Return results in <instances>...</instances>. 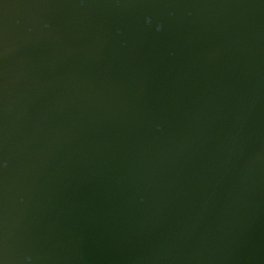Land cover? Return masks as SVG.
I'll list each match as a JSON object with an SVG mask.
<instances>
[{
	"label": "water",
	"instance_id": "95a60500",
	"mask_svg": "<svg viewBox=\"0 0 264 264\" xmlns=\"http://www.w3.org/2000/svg\"><path fill=\"white\" fill-rule=\"evenodd\" d=\"M0 264H264V0H0Z\"/></svg>",
	"mask_w": 264,
	"mask_h": 264
}]
</instances>
